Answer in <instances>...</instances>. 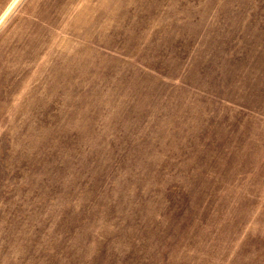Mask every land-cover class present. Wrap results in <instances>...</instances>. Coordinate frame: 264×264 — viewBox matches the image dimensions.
I'll return each instance as SVG.
<instances>
[{
    "label": "rangeland",
    "instance_id": "374dc122",
    "mask_svg": "<svg viewBox=\"0 0 264 264\" xmlns=\"http://www.w3.org/2000/svg\"><path fill=\"white\" fill-rule=\"evenodd\" d=\"M0 264H264V0H0Z\"/></svg>",
    "mask_w": 264,
    "mask_h": 264
}]
</instances>
